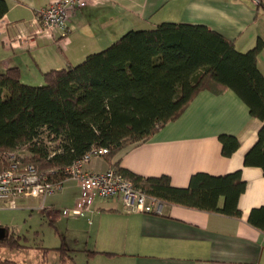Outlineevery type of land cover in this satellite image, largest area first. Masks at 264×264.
I'll list each match as a JSON object with an SVG mask.
<instances>
[{
	"label": "crops",
	"instance_id": "obj_1",
	"mask_svg": "<svg viewBox=\"0 0 264 264\" xmlns=\"http://www.w3.org/2000/svg\"><path fill=\"white\" fill-rule=\"evenodd\" d=\"M6 1L9 7L0 17V71L18 66L22 81L31 85L43 83L44 71L68 62L79 64L129 29H149L162 21L203 23L231 39L240 51L261 39L257 65L264 76V0H90L51 36L35 33L40 23L37 11L50 0ZM18 33L33 34L31 46L4 44ZM261 124L234 90L202 88L176 119L144 142L121 149L112 159L119 158V167L144 177L167 175L179 187L186 186L197 171L219 175L240 170L245 180L238 197L241 214L232 217L175 203H164L160 214L129 212L118 196L99 198L92 210L67 218L85 225L89 259L117 264H264V231L247 219L252 208L264 205V174L261 167L243 163ZM221 133L239 140L230 156L221 152ZM110 163L101 156L85 167L98 172ZM63 183L49 199L54 214L59 212L56 204L72 206L79 196L75 180ZM62 242L77 264L76 248Z\"/></svg>",
	"mask_w": 264,
	"mask_h": 264
},
{
	"label": "trees",
	"instance_id": "obj_2",
	"mask_svg": "<svg viewBox=\"0 0 264 264\" xmlns=\"http://www.w3.org/2000/svg\"><path fill=\"white\" fill-rule=\"evenodd\" d=\"M8 7L0 0V17ZM262 46L260 39L240 51L203 23L162 21L149 29L127 30L79 64L44 71L40 85L23 82L19 67L10 65L0 71V169L8 163L4 152L18 150L24 152L21 162L62 180L64 166L93 147H106L102 157L111 161L109 166L162 203L240 216L238 197L245 189L240 170L219 175L197 171L179 187L167 175L144 177L112 159L176 119L197 91L230 88L249 114L262 121L243 163L261 167L264 174V76L257 65ZM218 139L225 156L239 146L233 134L221 133ZM247 219L264 231V205L252 208ZM17 238L7 230L0 246L17 247ZM71 251L57 247L59 264H74ZM0 264L22 263L0 258Z\"/></svg>",
	"mask_w": 264,
	"mask_h": 264
},
{
	"label": "built area",
	"instance_id": "obj_3",
	"mask_svg": "<svg viewBox=\"0 0 264 264\" xmlns=\"http://www.w3.org/2000/svg\"><path fill=\"white\" fill-rule=\"evenodd\" d=\"M90 0H50L48 4L37 11L36 16L40 19L37 35H53L57 28H64L75 12L86 5ZM1 31V30H0ZM33 34L18 33L13 39H6L5 44L19 46L33 43ZM106 147H93L71 164L63 167L65 178L53 180L48 178L49 173L42 174L32 164L21 162L23 153L18 150L6 151L3 157L7 165L0 169V200H7L14 208V197H41L42 211L51 212L52 204L44 203L46 196L57 190H62L63 180L70 178L79 186V196L75 198L72 207L63 208L62 213L67 216H76L87 210H92L97 199L118 196L124 209L129 212L142 211L160 214L164 203L154 196L148 195L140 188H134L132 182L125 178L115 167L109 166L104 171L92 172L85 165L94 158L107 153ZM50 171V170H49ZM51 215V214H50Z\"/></svg>",
	"mask_w": 264,
	"mask_h": 264
},
{
	"label": "rangeland",
	"instance_id": "obj_4",
	"mask_svg": "<svg viewBox=\"0 0 264 264\" xmlns=\"http://www.w3.org/2000/svg\"><path fill=\"white\" fill-rule=\"evenodd\" d=\"M21 153L24 154L23 151ZM58 191L46 196L49 197L48 201L44 200L47 206L51 205L50 200L55 198V193ZM14 198L15 208H12L7 200H0V226H5L8 232H13L18 237V246H0V258L20 261L22 264H37L42 260H45L46 264H59L57 247L63 245L64 240L76 248L74 256L77 264H117L105 259L97 260V262L89 259L86 255V245L89 244L85 243L88 238L85 225L77 221H69L67 218H73V216L62 213L63 208L72 206L63 204L60 207L56 204L59 212L54 214L53 204V210L50 213L40 209L39 206L43 201L41 198L40 200L27 196Z\"/></svg>",
	"mask_w": 264,
	"mask_h": 264
},
{
	"label": "water",
	"instance_id": "obj_5",
	"mask_svg": "<svg viewBox=\"0 0 264 264\" xmlns=\"http://www.w3.org/2000/svg\"><path fill=\"white\" fill-rule=\"evenodd\" d=\"M7 233V228L4 226H0V238H3L4 235Z\"/></svg>",
	"mask_w": 264,
	"mask_h": 264
}]
</instances>
